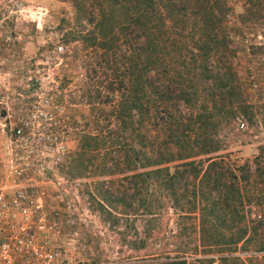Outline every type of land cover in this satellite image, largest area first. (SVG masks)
<instances>
[{
    "label": "trees",
    "instance_id": "trees-1",
    "mask_svg": "<svg viewBox=\"0 0 264 264\" xmlns=\"http://www.w3.org/2000/svg\"><path fill=\"white\" fill-rule=\"evenodd\" d=\"M66 1L72 22L59 41L85 49L84 123L94 127L79 132L74 158L97 161V209L127 227L137 216L154 217L163 201L178 220L197 219L202 249L233 254L247 231L245 204H264V179L255 183L248 164L220 153L219 127L246 113L236 98L224 0ZM242 1L239 23L264 17L263 0ZM162 258L155 264H186L182 256Z\"/></svg>",
    "mask_w": 264,
    "mask_h": 264
},
{
    "label": "rangeland",
    "instance_id": "rangeland-1",
    "mask_svg": "<svg viewBox=\"0 0 264 264\" xmlns=\"http://www.w3.org/2000/svg\"><path fill=\"white\" fill-rule=\"evenodd\" d=\"M224 2L229 10L236 98L246 113L219 127L220 153L235 165L248 164L253 181L259 183L264 179V17L241 24L236 16L243 11V1ZM71 22L66 0H0V187L11 182L8 162L19 149L11 134L19 128L26 147L35 151L38 180L31 193L39 197L48 219L57 221V243L71 264H155L163 256L175 255L186 264H197L200 258L212 259L211 264H264V242L257 245L264 224L252 229L264 219V204H245L247 231L233 254L202 249L197 219L178 220L179 211L163 201L154 217L137 216L127 227L108 223V217L101 215L94 195L101 179L93 172L97 161L81 163L74 158L79 132L93 133L94 127L84 123L90 118L82 86L88 62L85 49L79 43L59 41ZM180 228H185L183 234ZM193 246L195 255L181 254Z\"/></svg>",
    "mask_w": 264,
    "mask_h": 264
},
{
    "label": "built area",
    "instance_id": "built-area-1",
    "mask_svg": "<svg viewBox=\"0 0 264 264\" xmlns=\"http://www.w3.org/2000/svg\"><path fill=\"white\" fill-rule=\"evenodd\" d=\"M11 136L19 149L8 162L11 182L0 187V264H71L57 243V221L48 219L39 197L31 193L38 180L35 151L26 147L21 129L14 128Z\"/></svg>",
    "mask_w": 264,
    "mask_h": 264
}]
</instances>
